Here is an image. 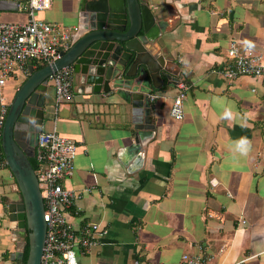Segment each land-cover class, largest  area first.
Wrapping results in <instances>:
<instances>
[{
    "label": "crops",
    "instance_id": "crops-1",
    "mask_svg": "<svg viewBox=\"0 0 264 264\" xmlns=\"http://www.w3.org/2000/svg\"><path fill=\"white\" fill-rule=\"evenodd\" d=\"M17 3V0H14ZM82 0H52L39 18L75 28ZM159 19L163 63L189 87L184 117L169 115L177 83L150 93L154 135L142 154L126 150L132 124L126 105L78 92L51 112L42 131L77 145L74 173L64 187L80 192L74 224L106 228L101 244L79 255L80 264H180L202 248L209 264H264V85L216 72L228 63L231 41L264 52V0H147ZM24 11L6 8L0 20L23 22ZM29 62L27 70H37ZM26 76L16 78V90ZM132 165V166H130ZM132 168L131 171L127 167ZM13 176L0 171V264L21 238L9 227L6 201ZM244 222L242 223V221ZM6 256V258H5Z\"/></svg>",
    "mask_w": 264,
    "mask_h": 264
},
{
    "label": "water",
    "instance_id": "water-1",
    "mask_svg": "<svg viewBox=\"0 0 264 264\" xmlns=\"http://www.w3.org/2000/svg\"><path fill=\"white\" fill-rule=\"evenodd\" d=\"M16 6L14 0H0V11ZM162 31L147 0H82L69 48L53 63L30 69L15 90L1 131L2 152L18 191L6 201L9 227L19 238L27 231V258L24 262L22 243L10 256L15 264H40L44 243V203L30 158L53 105L49 75L70 66L79 80L78 92L118 97L133 129L126 150L140 156L154 135L151 90L161 88L163 78L167 86L177 83V73L159 53Z\"/></svg>",
    "mask_w": 264,
    "mask_h": 264
},
{
    "label": "built area",
    "instance_id": "built-area-1",
    "mask_svg": "<svg viewBox=\"0 0 264 264\" xmlns=\"http://www.w3.org/2000/svg\"><path fill=\"white\" fill-rule=\"evenodd\" d=\"M51 3L52 0H17V10L26 13V20H0V88L13 75L27 76L29 62L51 64L60 58V51L69 48L75 28L47 22L36 15L37 11L49 9ZM226 55L228 63L216 69L221 76L228 80L249 76L264 85V52L231 41ZM49 80L54 91L53 112H56L60 104L73 99L72 67L64 66L52 71ZM177 86L179 90L173 97L169 115L181 120L185 114L184 99L189 86L183 81L178 82ZM158 96V92L149 94L150 100ZM8 106V99L0 93V171L8 168L1 148V131ZM76 154V143L58 134L55 129L41 131L37 136L34 171L44 203L46 222L40 264H80L78 256L90 253L101 244L106 233V228L100 223L76 225L71 220V216L77 212L74 205L81 193L64 187L62 180L74 173ZM210 258L203 255L199 246L195 253H183L180 264H209Z\"/></svg>",
    "mask_w": 264,
    "mask_h": 264
},
{
    "label": "rangeland",
    "instance_id": "rangeland-1",
    "mask_svg": "<svg viewBox=\"0 0 264 264\" xmlns=\"http://www.w3.org/2000/svg\"><path fill=\"white\" fill-rule=\"evenodd\" d=\"M17 76H19V74H17ZM18 81L16 80V78L9 77L6 80L5 85L0 88V93L3 94V96H5L8 101H10V99L13 97L15 92L14 86L15 83H18Z\"/></svg>",
    "mask_w": 264,
    "mask_h": 264
},
{
    "label": "trees",
    "instance_id": "trees-1",
    "mask_svg": "<svg viewBox=\"0 0 264 264\" xmlns=\"http://www.w3.org/2000/svg\"><path fill=\"white\" fill-rule=\"evenodd\" d=\"M37 66L36 68H41L44 66V64H41V63H36ZM30 162L34 168V170H36V160H35V157L33 158H30ZM27 254H28V243H27V238H26V243H25V247H24V251H23V261L25 262L26 258H27ZM6 258V256H5Z\"/></svg>",
    "mask_w": 264,
    "mask_h": 264
},
{
    "label": "flooded vegetation",
    "instance_id": "flooded-vegetation-1",
    "mask_svg": "<svg viewBox=\"0 0 264 264\" xmlns=\"http://www.w3.org/2000/svg\"><path fill=\"white\" fill-rule=\"evenodd\" d=\"M14 189L16 188V186L14 185V187H13ZM18 191H16V193H17ZM21 238V242L22 243H26V238H27V231H25V234H24V236H22V237H20ZM24 251V250H23Z\"/></svg>",
    "mask_w": 264,
    "mask_h": 264
}]
</instances>
